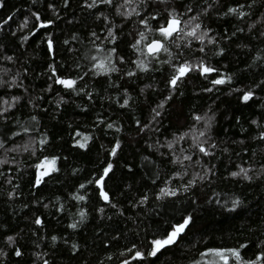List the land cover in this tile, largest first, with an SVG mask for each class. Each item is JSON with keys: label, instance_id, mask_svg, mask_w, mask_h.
Returning <instances> with one entry per match:
<instances>
[{"label": "trees", "instance_id": "1", "mask_svg": "<svg viewBox=\"0 0 264 264\" xmlns=\"http://www.w3.org/2000/svg\"><path fill=\"white\" fill-rule=\"evenodd\" d=\"M224 257L264 264V0H0V264Z\"/></svg>", "mask_w": 264, "mask_h": 264}, {"label": "snow or ice", "instance_id": "2", "mask_svg": "<svg viewBox=\"0 0 264 264\" xmlns=\"http://www.w3.org/2000/svg\"><path fill=\"white\" fill-rule=\"evenodd\" d=\"M179 24V21L173 19L169 25L168 28H164L161 30L162 32V35H164L165 37H169L172 35L173 32L177 31V25ZM42 27L45 26V25H41ZM195 33L194 32H190L188 33V35H194ZM162 45L160 43H153L150 48H149V52L150 53H155L157 51H159L161 49ZM98 67H103V64H100L98 65ZM187 71H189V67L187 65L181 67L178 69V72H179V76L175 77L173 80H172V84L175 85L176 84V81L177 79L180 78V76H183ZM205 72L207 71H211L210 69H207L205 68L204 69ZM60 83L64 84L65 87H72L74 82L73 81H64V80H61L59 81ZM214 83H217V84H220V83H223V81L221 80H217L215 81ZM248 97H245V99H247ZM201 151H204L203 148H201ZM114 154V153H113ZM54 163V162H53ZM111 166H109L110 168ZM107 174V170H106V173ZM174 194V193H173ZM105 199H107V196L105 195L104 197ZM188 220H185L184 224L182 225H179L176 227V229L170 234V236L168 237L167 240H164V241H155V245H156V251H158L160 249V247L166 245V244H170V243H173L175 241V238L184 230V228L187 226L188 224ZM153 255H155V251L152 253ZM17 255H19V253H17ZM217 255H222V253H217ZM234 255L238 256V253H234Z\"/></svg>", "mask_w": 264, "mask_h": 264}, {"label": "rangeland", "instance_id": "3", "mask_svg": "<svg viewBox=\"0 0 264 264\" xmlns=\"http://www.w3.org/2000/svg\"><path fill=\"white\" fill-rule=\"evenodd\" d=\"M49 168H50V164H48V165L47 164L42 165L41 168H40L41 170L37 174V180H41L45 175H47V172H48ZM154 251L156 252V245L153 242V252ZM225 259H227V261H225ZM227 262H228V257L227 258L224 257L221 260L220 259L215 260V261L212 260L210 263L211 264H225Z\"/></svg>", "mask_w": 264, "mask_h": 264}, {"label": "water", "instance_id": "4", "mask_svg": "<svg viewBox=\"0 0 264 264\" xmlns=\"http://www.w3.org/2000/svg\"><path fill=\"white\" fill-rule=\"evenodd\" d=\"M157 42L160 43V44L162 45V43H161L160 41L155 40V41L150 42V43L146 46V52H147L148 55L153 56V55H156V54L160 51V50H159V51H157V52H155V53H150V52H149V48H150V46H151L153 43H157ZM183 224H184V223H183ZM184 229H185V228H184ZM183 231H184V230H183ZM183 231H182V232H183ZM182 232H181L179 235H181Z\"/></svg>", "mask_w": 264, "mask_h": 264}]
</instances>
